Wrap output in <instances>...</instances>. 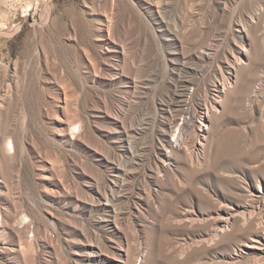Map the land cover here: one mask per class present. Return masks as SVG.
Wrapping results in <instances>:
<instances>
[{
    "label": "rangeland",
    "instance_id": "374dc122",
    "mask_svg": "<svg viewBox=\"0 0 264 264\" xmlns=\"http://www.w3.org/2000/svg\"><path fill=\"white\" fill-rule=\"evenodd\" d=\"M262 78L264 0H0V264H264Z\"/></svg>",
    "mask_w": 264,
    "mask_h": 264
},
{
    "label": "bare ground",
    "instance_id": "6f19581e",
    "mask_svg": "<svg viewBox=\"0 0 264 264\" xmlns=\"http://www.w3.org/2000/svg\"><path fill=\"white\" fill-rule=\"evenodd\" d=\"M256 15V14H255ZM234 61H232L231 63H229L228 64V69L229 70H227V71H230V72H234V70L235 69H238L239 68V65L240 64H242V62L240 61V56H235L234 57ZM186 62L182 65V68H180L181 70H182V72H184V71H186ZM230 77V76H229ZM224 79H223V81H222V83H220V85L219 84H216L215 85V87H214V89H213V92H212V96L210 97L211 99H207V101H206V103H205V105L202 107V112H203V114H204V116H207V117H210V114H211V112H212V108L213 107H216V103H220V102H222V100L223 99H221V98H223L225 95H224V93L227 91V89H228V79H227V77L225 76V77H223ZM263 79V78H262ZM230 81V80H229ZM263 81H264V79H263ZM191 81H190V79H188V78H179V81H178V84L177 85H175L176 86V93L174 92V94H175V96H174V99H172L173 100V102H170L169 104H168V108H169V110L170 111H172L173 113L174 112H178L179 113V111H180V106L182 105V103L183 102H185L186 101V97H187V92L189 91V88H190V86H191ZM192 87V86H191ZM175 88V87H174ZM67 93V92H66ZM189 94V93H188ZM171 100V101H172ZM216 109H218V108H216ZM181 112H182V110H181ZM182 114V113H181ZM181 114H179V115H181ZM172 115V114H171ZM176 115V114H175ZM212 115V114H211ZM174 124H173V127H176L178 124H179V119L178 118H175V120H174V122H173ZM202 124H204V122L202 121ZM205 125V124H204ZM200 131L201 132H204L205 131V128H203L202 126L200 127ZM175 133V130H172V134H174ZM201 136L202 137H200L201 138V140L199 141L200 142V144L201 145H203V144H205V142H204V134L202 133L201 134ZM175 140V139H174ZM181 141V139H180V135L178 136V138H177V144L179 143ZM14 145H13V142L9 139V141H8V143H7V147H8V149H11L12 147H13ZM202 148V147H201ZM190 149V148H189ZM219 154V153H218ZM264 156V155H263ZM198 157V156H197ZM259 195V194H258ZM263 207V206H262ZM229 218L226 216L225 218H224V216H223V218L221 219V220H223V221H226V220H228ZM224 228V227H223ZM222 229V228H221ZM222 230H224V229H222ZM119 259V258H118ZM121 259H122V257H121ZM120 261V260H119Z\"/></svg>",
    "mask_w": 264,
    "mask_h": 264
}]
</instances>
